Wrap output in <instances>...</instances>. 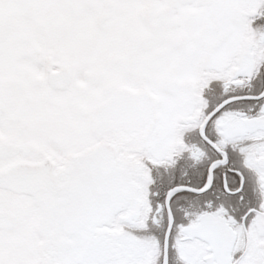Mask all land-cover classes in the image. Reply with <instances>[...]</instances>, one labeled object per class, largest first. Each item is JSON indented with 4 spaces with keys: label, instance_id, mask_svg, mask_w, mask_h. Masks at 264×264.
I'll return each instance as SVG.
<instances>
[{
    "label": "snow or ice",
    "instance_id": "6c2138e0",
    "mask_svg": "<svg viewBox=\"0 0 264 264\" xmlns=\"http://www.w3.org/2000/svg\"><path fill=\"white\" fill-rule=\"evenodd\" d=\"M0 264H264V0H0Z\"/></svg>",
    "mask_w": 264,
    "mask_h": 264
}]
</instances>
